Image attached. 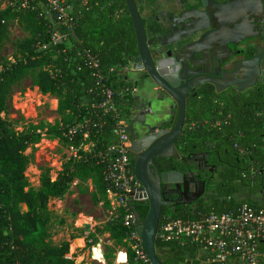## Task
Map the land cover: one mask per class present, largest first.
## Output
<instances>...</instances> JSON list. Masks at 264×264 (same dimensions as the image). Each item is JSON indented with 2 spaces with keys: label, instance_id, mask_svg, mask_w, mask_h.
<instances>
[{
  "label": "trees",
  "instance_id": "16d2710c",
  "mask_svg": "<svg viewBox=\"0 0 264 264\" xmlns=\"http://www.w3.org/2000/svg\"><path fill=\"white\" fill-rule=\"evenodd\" d=\"M12 22L30 36L18 44L14 61L2 57L0 60V264H73L64 257L69 242L56 244L52 240V215L47 202L63 197L75 178L92 176L94 198L108 208L97 155L115 141L116 121L129 114L133 100V84L123 71L137 55L132 22L124 0H89L78 7L68 29L53 24L40 9L16 11L7 7L0 10V50L8 39V26ZM55 31L67 35L53 45L50 42ZM43 45L46 47L42 48ZM90 57L98 60L97 69L90 65ZM97 70L103 75L102 82L115 92L117 114L107 115L94 107L100 100V86L94 76ZM27 77L41 94L57 99L59 118L53 124L29 123L17 131L16 121L2 113L7 109L13 86ZM229 106L226 112L230 111L231 116L224 118L221 131L207 132L203 126L189 132L184 129L176 148L181 154L190 148L202 151L211 136V149L227 156L226 151L231 148L236 156L220 169L212 194L193 206L183 203L164 206L160 222L164 217L194 219L199 212L234 210L242 203L264 209V202L251 198L254 193L264 194V119L257 115V111L264 112V88L230 102ZM201 109L196 104L187 108L186 126L203 121ZM76 124L86 126L87 136L78 131L69 140L67 129ZM42 138L57 139L76 156L68 157L54 179L48 172L41 173L39 185L34 188L29 186L25 175L34 156L26 150ZM89 143L94 145L85 150ZM172 166L179 171L188 167L181 159H175ZM21 204H25V210ZM135 206L143 217L147 203L136 201ZM104 229L117 246L127 248L129 264H141L134 261L124 241L120 217L107 221ZM155 246L163 264H203L195 245L180 246L157 238ZM106 256L109 264V253Z\"/></svg>",
  "mask_w": 264,
  "mask_h": 264
},
{
  "label": "water",
  "instance_id": "95a60500",
  "mask_svg": "<svg viewBox=\"0 0 264 264\" xmlns=\"http://www.w3.org/2000/svg\"><path fill=\"white\" fill-rule=\"evenodd\" d=\"M130 16L137 46V55L124 72H143V79L150 80L162 89L176 103V116L171 127L156 129L140 139L133 135L129 152L133 155V172L141 183L140 189L129 200L136 221V230L143 244L149 264H163L156 250L157 232L161 220L162 208L171 206L172 202L164 196L165 185H174L186 194L187 186L182 172L172 170L159 173L156 160L159 158H179L176 143L180 139L186 119V96L190 82H184V73L194 68L201 57V45L205 40L212 43L219 35L225 48L238 46L244 42L247 50H255V54L246 59H238L236 71L224 73L222 78L200 77L202 81H210L221 91L229 85H236L243 91L254 84V73L264 75V49L253 42H245L261 37L264 30V0H227L215 2L200 0L202 11L183 10L178 15H170L168 30L162 32L156 25L155 32L147 34L146 25L140 14L136 0H124ZM258 11L259 14L255 13ZM261 15L263 18H258ZM258 16V17H256ZM209 29L206 31V29ZM206 31V32H205ZM218 35V36H216ZM194 38L191 40L190 38ZM215 37V39H214ZM190 40V41H189ZM245 52L236 51L238 55ZM122 71V72H123ZM183 81V82H182ZM246 81V85H243ZM139 86V82L134 81ZM135 97V101H136ZM133 132V127L125 128ZM194 195L187 199L190 204L197 199ZM145 201L148 205L142 217L137 211L135 202Z\"/></svg>",
  "mask_w": 264,
  "mask_h": 264
},
{
  "label": "built area",
  "instance_id": "2783aa9c",
  "mask_svg": "<svg viewBox=\"0 0 264 264\" xmlns=\"http://www.w3.org/2000/svg\"><path fill=\"white\" fill-rule=\"evenodd\" d=\"M89 0H0V10L7 7L16 11L40 9L44 17L63 28H70L77 9ZM48 14V17L46 16ZM66 33L55 31L51 44L61 42ZM43 45L42 48H45ZM90 65L97 69L98 60L90 57ZM130 66V65H129ZM127 66V67H129ZM125 67V69L127 68ZM99 84L100 100L94 105L102 113L117 114L115 92L102 82L99 70L94 72ZM125 91V89L123 90ZM134 88L131 89V94ZM76 124L68 127L69 140L78 131L87 136L86 126ZM116 139L97 155V164L102 167V181L108 201L107 220L121 218L125 238L133 259L141 264H149L143 244L136 230V221L129 200L140 189L141 183L134 175L129 159L130 140L126 128V116L116 121ZM94 144L89 143L88 148ZM73 156L76 153L73 151ZM157 238L162 242H175L180 246L195 245L203 264H264V209H257L242 203L236 209L220 213L199 212L194 219H172L164 217L159 224ZM90 259L103 260V249L99 242L88 239ZM126 257V252H124ZM66 259L70 256L65 255Z\"/></svg>",
  "mask_w": 264,
  "mask_h": 264
},
{
  "label": "flooded vegetation",
  "instance_id": "af4514ba",
  "mask_svg": "<svg viewBox=\"0 0 264 264\" xmlns=\"http://www.w3.org/2000/svg\"><path fill=\"white\" fill-rule=\"evenodd\" d=\"M154 8L152 9L153 21L159 26V30L165 32L168 30L170 15L174 16L181 13L183 10H191L190 14L202 19V17L195 15L194 9L202 11L200 0H155ZM215 2H225L227 0H213ZM255 13L259 14L258 11ZM258 17V16H256ZM260 19L263 17L259 15ZM264 25V23H263ZM209 29L207 28L206 31ZM205 31V32H206ZM218 36V35H216ZM193 40L194 38H190ZM215 39V37H214ZM190 41V40H189ZM253 42L255 46H261L264 49V30L261 37H257L245 42ZM222 43V38L219 35L212 43L205 40L201 45V57L198 58L199 62L194 68L187 69L184 73L186 79L184 82H190V88L186 96V114L187 108H192L196 104L197 108L202 109L204 114L203 121L191 122L188 126L184 124V129L194 131L199 126H203L207 132L212 129L221 131L224 118H230L231 112H226L231 106L229 103L239 100L242 97L249 96L256 91L264 88V75L254 73V84L238 91L236 85H229L221 91H217L216 85L210 81H202L200 77L222 78L224 73H233L236 71L235 65L238 59H246L255 54V50H247L244 42L238 46L229 45L225 48ZM245 52L238 55L236 51ZM128 73V72H127ZM138 82H143L150 86V91L146 92V96L136 94L135 87L132 92V103L129 109V114L126 116V128L132 126L133 132H127L128 139L133 141V135L138 139L147 135L151 128L156 129L168 128L172 126L176 116V103L168 96L162 89L157 87L148 79H143V72L132 73ZM183 82V81H182ZM246 81H243L245 86ZM133 84V82H132ZM134 85V84H133ZM139 85H143L140 83ZM141 89V86H140ZM138 89V90H140ZM136 90V91H135ZM137 98L136 101L134 100ZM248 110L251 108H247ZM200 110V111H201ZM257 115L264 119V112L257 111ZM170 124V126L168 125ZM183 129V130H184ZM264 139V137H263ZM212 137L210 136L202 151H193L191 148L185 154L178 151L179 158L184 161L188 167L184 171H180L185 176L187 192L182 194L181 190L177 189L174 185H165L163 188L164 196L172 202L171 206L183 203L185 206H193L201 198H207L212 194V190L218 182L220 169L230 164L232 157L236 156L234 149H228L227 156L221 152H217L214 148L211 149ZM177 149V148H176ZM243 157V151L239 152ZM129 159L133 168V155L129 152ZM176 158H159L156 160L157 170L159 173L169 172L175 170L172 166ZM233 167V166H231ZM179 171V170H177ZM216 193V192H215ZM198 195L197 199L188 204L187 199ZM250 196V194H246ZM254 200L264 202L263 192L254 193L251 195Z\"/></svg>",
  "mask_w": 264,
  "mask_h": 264
},
{
  "label": "rangeland",
  "instance_id": "374dc122",
  "mask_svg": "<svg viewBox=\"0 0 264 264\" xmlns=\"http://www.w3.org/2000/svg\"><path fill=\"white\" fill-rule=\"evenodd\" d=\"M29 36V33L25 32L20 25L12 22L8 26V39L3 41L0 50V60L2 57L14 61V56L18 51V44L24 39L29 38ZM18 56L20 55L18 54ZM8 98L6 104L7 109L2 115H6L16 121L14 128L17 131H21L29 123H33L34 125L39 122L53 124L55 119L59 118L55 109V101L52 99L54 97L47 98L41 94L32 85L28 77L13 86ZM26 152H32L34 156L33 163L25 171L29 186L34 188L38 187L40 174L43 172H48L54 179L68 157L72 154V150L64 143L57 139L48 138H42L39 143L28 148ZM90 186L91 184L87 179L74 184L72 182L68 192L63 197L50 198L48 200L47 206L52 215L51 233L54 243L60 244L68 241L71 234L82 232L80 227H74L73 225L78 209H87V212H89L90 210L88 208L93 206V209H91L94 210L92 214L98 220L103 219L100 210H98L97 203L93 198L94 187L91 190L89 189ZM75 192H79L80 196H77ZM20 207L22 210L26 209L25 204H21ZM104 240L106 241L105 237ZM116 257L119 258V256H114L111 264L123 263Z\"/></svg>",
  "mask_w": 264,
  "mask_h": 264
},
{
  "label": "crops",
  "instance_id": "0c3cea01",
  "mask_svg": "<svg viewBox=\"0 0 264 264\" xmlns=\"http://www.w3.org/2000/svg\"><path fill=\"white\" fill-rule=\"evenodd\" d=\"M155 0H136L137 6L139 8L140 14L143 18V21L146 25L147 34L151 35L155 32L156 24L153 21L152 17V9L154 8ZM48 17V16H47ZM48 20H50L52 23H54L50 17H48ZM127 75V78L133 82L136 81L135 74L132 73H125ZM142 83L143 85L135 86L137 89L136 94H139L140 96L145 97L146 92H149L150 86H147L143 82H139V84ZM141 86V89H140ZM140 89V90H138ZM44 96L51 97L49 94H43ZM53 101H55V109L57 108V99L52 98ZM86 147V148H85ZM88 148V144L84 146V149L86 150ZM73 153V151H72ZM92 176L81 178L77 177L72 182L73 184L76 182H81V180L87 179L89 180V183L91 184L90 188L92 190L93 184L91 181ZM77 196H80L79 192H75ZM95 189L93 193V198L95 196ZM75 195V194H74ZM107 199V197H106ZM96 201V198H94ZM98 210H100L103 219L98 220L96 216L93 213L94 210L93 206L89 207L90 210L87 212V209H78L76 218L74 220V227H80L82 229V232L71 234V237L69 238V250L66 255L70 256V259L72 260L73 264H107V253H109V259L110 263H112V260L114 256H119L117 258L120 262H123L121 264L127 263V255L125 257L124 252L127 254V248L124 246H117L113 240L110 238L109 233L104 229L105 223L107 220V207L104 206L103 201L97 200L96 201ZM95 209V208H94ZM104 237L106 238V241L104 240ZM89 238H92L94 242H99L103 249V260L102 261H93L90 259V243L88 241ZM118 252V254H116ZM116 263V262H115Z\"/></svg>",
  "mask_w": 264,
  "mask_h": 264
}]
</instances>
